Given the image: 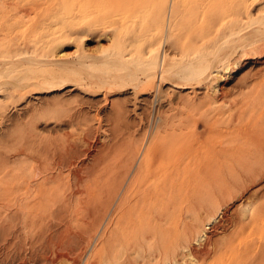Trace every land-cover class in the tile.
Segmentation results:
<instances>
[{
    "label": "rangeland",
    "instance_id": "1",
    "mask_svg": "<svg viewBox=\"0 0 264 264\" xmlns=\"http://www.w3.org/2000/svg\"><path fill=\"white\" fill-rule=\"evenodd\" d=\"M117 262L264 264V0H0V264Z\"/></svg>",
    "mask_w": 264,
    "mask_h": 264
},
{
    "label": "bare ground",
    "instance_id": "2",
    "mask_svg": "<svg viewBox=\"0 0 264 264\" xmlns=\"http://www.w3.org/2000/svg\"><path fill=\"white\" fill-rule=\"evenodd\" d=\"M209 21H211V19H209ZM205 22H206V21H205ZM208 23H210V22H208ZM254 30H255V29H254ZM60 51H61V50H60ZM60 53H62V52H60ZM141 69H142V68H141ZM57 173H58V172H57ZM57 175H58V174H57ZM15 202H16V201H15ZM92 207H93V206H91L90 208L92 209ZM90 208H89V210H90ZM97 208H98V206H97ZM30 209H31V211H32V207H31ZM35 209H36V208H35ZM85 209H86V208H85ZM85 209H82V210L80 211L81 213H80V212H79V213H80V214H83V213L86 214V213H88L89 211H88V212H84ZM55 210H56V209H55ZM58 210L61 211V209H58ZM87 210H88V208H87ZM93 210H94V207H93ZM37 211H39V209H38ZM82 211H83V212H82ZM91 211H92V210H91ZM57 213H58V212H57ZM61 213H62V212H61ZM92 213H94V211H93ZM55 214H56V213H55ZM55 214H53V215L55 216ZM85 214L83 215V216H84L83 218L86 219ZM86 215H87V214H86ZM88 215H91V213H89ZM92 215H93V214H92ZM157 215H158V214H157ZM56 217L59 218L58 215H57ZM81 217H82V216H81ZM83 218H82V219H83ZM49 219H50V218H49ZM77 229H78V228H77ZM17 230H18V229H17ZM14 231H15V230H14ZM17 234H18V233H17ZM14 235H15V234H14ZM58 235H59V234H58ZM59 236H60V235H59ZM69 236H70V235H69ZM17 238H18V237H17ZM18 239H19V238H18ZM69 240H70V239H69ZM77 240H78V239H77ZM21 241H22V240H21ZM23 241H24V240H23ZM23 241H22V242H23ZM79 241H81V240H79ZM12 242H13V241H12ZM19 243H20V242H19ZM23 243H24V242H23ZM13 244H14V243H13ZM68 244H69V243H68ZM19 245H20V244H19ZM21 245H22V244H21ZM69 245H70V244H69ZM78 245H79V244H78ZM14 246H15V245H14ZM18 248H19V247H18ZM69 249H70V248H69ZM71 249H72V248H71ZM16 250H17V249H16ZM67 250H68V249H67ZM14 251H15V250H14ZM20 251H21V250H20ZM29 251H30V250H29ZM15 253H17V252H15ZM30 254H31V253H30ZM56 254H57V253H56ZM15 255H16V254H15ZM103 255H104V254H103ZM30 256H31V255H30ZM66 256H67V255H66ZM34 257H35V256H34ZM108 257H109V256H108ZM79 260H80V259H79ZM101 261H102V260H101ZM103 261H104V260H103ZM97 263H98V262H97ZM103 263H104V262H103ZM117 263H118V262H117ZM112 264H116V263H112ZM118 264H119V263H118Z\"/></svg>",
    "mask_w": 264,
    "mask_h": 264
}]
</instances>
